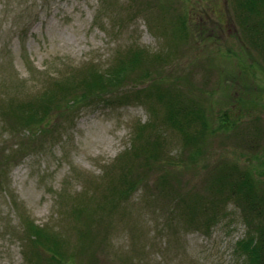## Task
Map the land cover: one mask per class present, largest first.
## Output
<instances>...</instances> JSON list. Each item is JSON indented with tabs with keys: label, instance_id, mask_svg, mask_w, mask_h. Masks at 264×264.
<instances>
[{
	"label": "rangeland",
	"instance_id": "obj_1",
	"mask_svg": "<svg viewBox=\"0 0 264 264\" xmlns=\"http://www.w3.org/2000/svg\"><path fill=\"white\" fill-rule=\"evenodd\" d=\"M245 36L233 0H0V264H38L24 218L63 239L64 250L79 256L74 264H249L236 242L260 216L243 215L236 190L227 197L210 189L221 164L235 165L264 195V60ZM132 47L164 58L144 61V80L206 107L212 129L202 142L196 134L201 154L187 165L179 136L161 128L171 162L146 168L134 160L135 173L147 176L118 198L119 160L144 143L143 104L88 103L97 96L69 103L76 89L59 95L36 128L21 125L14 108L52 93L58 81L115 66ZM162 172L175 176L174 193L156 185ZM182 196L209 200L217 220L207 226L198 215L190 224L180 215ZM75 206L85 208L80 217ZM86 225L91 237L83 244L77 232Z\"/></svg>",
	"mask_w": 264,
	"mask_h": 264
},
{
	"label": "trees",
	"instance_id": "obj_2",
	"mask_svg": "<svg viewBox=\"0 0 264 264\" xmlns=\"http://www.w3.org/2000/svg\"><path fill=\"white\" fill-rule=\"evenodd\" d=\"M233 3L239 23L247 36H245L246 40L261 51L262 59L264 60V0H233ZM145 54L148 55V58L145 57ZM118 55L122 56V54ZM126 56L127 58L124 59ZM121 58L118 64L107 67L108 69L96 70L93 68L89 76H84L80 81H71L69 79L63 82L58 81L52 93L47 94L42 91L35 101L21 102L14 108L17 117L21 119V125L27 128L34 125V128H36L39 125H43L49 118L48 113L51 108L60 102L58 101L59 95L64 97V93L68 91L69 95H71L76 89L80 93L74 94L73 99H70L69 103L74 100L85 102L91 97L97 96V98L88 103L99 101L111 104L117 101L126 104L129 101L138 100V102L143 104L149 114V120L145 122L144 128L143 123H139L137 129H144L145 136L142 137L144 138V143L133 147L131 149L132 154L129 156H124L123 154V159L119 160L121 171L117 177V182L120 184V188L115 189L114 187L113 189L114 193L116 191L115 194H117L118 198L126 196L137 184H142L147 176V172L145 174L143 172L135 173L139 164L135 167V164H133L134 160L139 159L140 165L143 164L146 168L157 164L156 162L158 161L165 160L167 162L168 160L171 162L165 151L169 143L163 137L164 132L161 128H170L179 136L185 150L188 151V154L183 159V163L186 162L185 164L193 163L195 152L201 154L202 143L198 144L199 139L196 134L199 135L202 142L205 134L212 129L206 120V107L205 109L202 108L191 97V101L184 100L179 89L168 88L167 84H161L155 79L153 81L151 78L144 80L150 73V68L145 67L146 63L153 64L157 59H162V56L150 59L151 54L148 51L132 47ZM147 59L149 61L144 62ZM78 81L79 83H77ZM140 85L143 86L137 88ZM127 87H130V89L126 90ZM222 126L232 129L233 125L225 123ZM255 129L257 130V128ZM49 131V129L43 131L41 137H44ZM37 132L41 133V130L38 129ZM138 135L140 136L139 133ZM33 139L35 137L33 138V135H31L27 142H23V147L32 143ZM121 163L126 168L122 167ZM237 174L240 175L237 176ZM157 177H160L156 181L159 189H165L170 193L175 192L174 188L171 187V179L175 176L171 175V173L165 175L162 172ZM251 181L250 177L242 170H238L235 165L221 164L217 168L214 181H211L210 189L214 187L217 192L224 190V194L227 197L231 193L235 195L237 191L238 200L243 202V215L248 216L251 222L255 218L254 215L260 216L256 222H253L254 227L252 230L245 237L237 240L236 249L245 257L249 264H264V195L263 198L257 196V193L253 191ZM242 191L244 194H242ZM195 194L197 193L195 192ZM106 199L111 203L114 195L110 193ZM181 200L184 204L181 210H184V212L180 213V215L190 224L200 219L198 215L204 217L203 219H205L207 226L217 220L214 206L209 200L202 201L200 197H197L191 201L185 196H182ZM260 204L263 206L262 209L255 206ZM220 205L221 201L218 202L217 207ZM84 211L85 208L75 206L71 213L74 217H80ZM246 221L248 223L247 219ZM87 226L81 227L77 232L80 235L79 241L83 244L87 242L84 241L85 238L91 237V232ZM23 234L26 235L25 238L28 239L31 248L35 250L33 256L38 259V261L36 260L38 264L45 258L47 264H74L73 259L79 258L78 254H70L64 250L65 242H63V239L27 218L23 219ZM40 249L49 256L45 257ZM29 255L31 256V253ZM91 255L94 254L91 253ZM27 259H30L29 256H27Z\"/></svg>",
	"mask_w": 264,
	"mask_h": 264
},
{
	"label": "bare ground",
	"instance_id": "obj_3",
	"mask_svg": "<svg viewBox=\"0 0 264 264\" xmlns=\"http://www.w3.org/2000/svg\"><path fill=\"white\" fill-rule=\"evenodd\" d=\"M100 121V120H99ZM95 133L98 135H100L101 132H99V129L95 128ZM29 191V190H28Z\"/></svg>",
	"mask_w": 264,
	"mask_h": 264
}]
</instances>
